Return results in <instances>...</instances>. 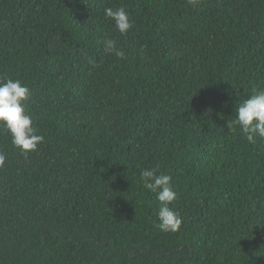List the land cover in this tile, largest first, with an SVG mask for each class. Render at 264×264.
Listing matches in <instances>:
<instances>
[{
    "label": "trees",
    "instance_id": "1",
    "mask_svg": "<svg viewBox=\"0 0 264 264\" xmlns=\"http://www.w3.org/2000/svg\"><path fill=\"white\" fill-rule=\"evenodd\" d=\"M8 78L44 140L0 128V264H264V138L235 123L264 91V0H0ZM142 169L172 177L177 231Z\"/></svg>",
    "mask_w": 264,
    "mask_h": 264
},
{
    "label": "clouds",
    "instance_id": "2",
    "mask_svg": "<svg viewBox=\"0 0 264 264\" xmlns=\"http://www.w3.org/2000/svg\"><path fill=\"white\" fill-rule=\"evenodd\" d=\"M189 2L195 4L196 0ZM105 17L113 22L115 29L121 35L127 34L133 27L124 7L106 8ZM104 45L109 52L116 49L115 40L106 39ZM116 55L123 58L124 54L117 51ZM89 63H94V60L89 59ZM29 92L30 89L18 79L8 78L0 81V128L11 135L12 144L22 154L35 151L44 140L42 135L37 134L32 117L25 114L24 101L28 98ZM235 112V123L243 133L247 134L249 142H254V136L257 135L264 138V91L254 90V94L243 100ZM5 159V155L0 153V167L3 166ZM140 176L144 187L156 195L160 204L156 227L166 233L177 231L181 219L179 214L169 207L177 199V193L172 186V177L163 173L157 174L156 169H142Z\"/></svg>",
    "mask_w": 264,
    "mask_h": 264
}]
</instances>
